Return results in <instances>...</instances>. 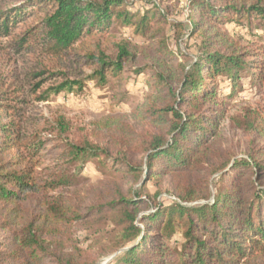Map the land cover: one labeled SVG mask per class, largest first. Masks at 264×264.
I'll return each instance as SVG.
<instances>
[{"label": "trees", "instance_id": "16d2710c", "mask_svg": "<svg viewBox=\"0 0 264 264\" xmlns=\"http://www.w3.org/2000/svg\"><path fill=\"white\" fill-rule=\"evenodd\" d=\"M151 3L134 11L124 0H0V38L9 40L16 55L34 61L23 75L11 72V82L0 73V230L7 234L0 243V264H85L54 237L66 225L103 212L121 221L122 241L114 251L126 250L114 264H264V146L247 159H227L211 167L216 157L211 141L225 119L218 83L228 87L229 97L243 85L264 84V0H188L189 36L200 42L196 58L175 70L167 65L176 52L161 29H155L167 22L169 12L159 2ZM229 23L256 31L251 44L235 42L225 27ZM129 25L156 41L148 55L164 69L155 72L158 105L143 113L157 131L137 142L134 137L122 141L127 145L122 156H113L109 147L87 139L68 142L69 125L57 119L48 132L52 139L63 134L66 139L53 149L63 148L62 155L72 163L81 161L82 169L96 160L110 185L103 193L79 190L72 177L56 175L59 162L37 170L47 140L33 129L29 106L47 101L51 93L80 92L88 82L104 86L108 77L123 76L125 67L138 60V51L123 42L110 57L100 39ZM70 59L83 61L90 71L70 78L62 69L47 70ZM50 80L57 82L43 89ZM209 169H225L221 187L212 200L195 204L207 200L210 191L191 176ZM45 171L50 178L43 177ZM165 178L175 200L149 211L133 184L150 179L159 184Z\"/></svg>", "mask_w": 264, "mask_h": 264}, {"label": "rangeland", "instance_id": "374dc122", "mask_svg": "<svg viewBox=\"0 0 264 264\" xmlns=\"http://www.w3.org/2000/svg\"><path fill=\"white\" fill-rule=\"evenodd\" d=\"M124 1L126 4L131 3L129 8L134 11L143 6H151L152 1L159 2L163 10H168L167 22L155 27L161 29L167 46L176 52L175 60L167 66L175 70L176 67L189 65L196 58L200 39L198 36H189L190 23L185 18L188 0ZM175 21L182 22V26H175ZM225 27L241 47L250 45L256 36V31L248 32L244 26L229 23ZM8 41L0 38V73L6 82H11V72L23 75L29 66L28 63L33 64L34 61L33 57L16 55L8 46ZM123 42L131 44L139 53L136 63L125 67L123 76L108 77V83L104 86L96 81L88 82L80 92L66 90L51 93L47 101L35 104L33 102L29 106L28 113L34 117L33 129L40 133L42 139L47 140L42 156L44 165L37 170L59 162L61 166L56 175L60 178L72 177L75 188L79 190L93 189L95 193H103L110 185L107 184L108 178L99 173L101 165L96 160L82 169L79 167L81 161L72 163L70 157L62 155L63 148L53 149L55 144L63 143L66 139L65 134L54 137L57 140L52 139L48 132L51 126H55L57 119L63 118L69 125L68 142L78 143L87 139L109 147L113 156H122L127 147L123 144L124 141L134 137L137 142V139L143 140L146 135L150 138L148 134H155L157 131V128L143 117V113H147L157 104L154 102L159 95L155 72L160 69L164 71L148 55L156 41L153 42L151 36L142 37L136 34L132 25L119 26L117 31L105 34L100 39L101 48L110 57H114L116 45ZM76 53L79 55V50ZM71 59L62 64H51L47 66V70L62 69L70 78H81L84 73L90 71V67L83 61L75 62ZM142 65H149L150 68L140 74L136 73L134 68ZM166 76L172 78L168 73ZM173 79L176 80L177 76ZM55 82L57 81L46 82L43 89L56 84ZM228 90V87L218 83L217 99L220 105H224L225 119L221 122L219 134L211 141V150L216 155L212 169L227 159H247L251 151L264 146V84L256 87L243 85L233 97L226 95ZM31 98L34 99L32 96ZM143 156L141 154L138 158L142 159ZM224 171L225 169L212 172L209 169L191 176L198 184H208L210 191L207 200H198L195 204L212 200V195L221 187L219 178ZM75 174L77 177H74ZM43 177L50 178L49 171H45ZM133 188L145 197V201L150 205L149 211L153 205L175 200L169 178L159 184L154 179L144 184L138 182L133 184ZM120 223L116 215L103 212L90 216L79 224L66 225L54 240L62 244L64 250L81 255L85 264H114L115 257L126 250V247H122L114 251V247L122 241L119 233L122 229ZM6 235L5 231L0 230V243L5 240Z\"/></svg>", "mask_w": 264, "mask_h": 264}]
</instances>
